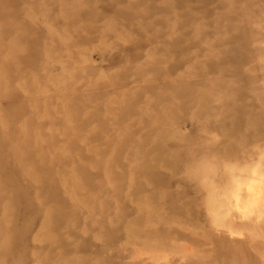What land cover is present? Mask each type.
<instances>
[{
	"label": "rangeland",
	"instance_id": "374dc122",
	"mask_svg": "<svg viewBox=\"0 0 264 264\" xmlns=\"http://www.w3.org/2000/svg\"><path fill=\"white\" fill-rule=\"evenodd\" d=\"M0 264H264V0H0Z\"/></svg>",
	"mask_w": 264,
	"mask_h": 264
}]
</instances>
